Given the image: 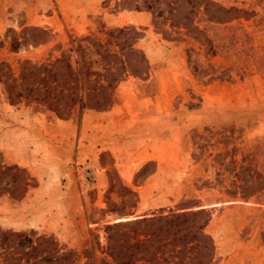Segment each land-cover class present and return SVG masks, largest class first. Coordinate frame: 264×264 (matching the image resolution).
<instances>
[{
    "label": "rangeland",
    "instance_id": "374dc122",
    "mask_svg": "<svg viewBox=\"0 0 264 264\" xmlns=\"http://www.w3.org/2000/svg\"><path fill=\"white\" fill-rule=\"evenodd\" d=\"M115 1L0 0V63L14 77L21 61L61 53L75 68L76 44L93 56L84 36L103 42L123 26L137 31L133 46L146 60L118 81L108 106L92 109L107 114L80 121L87 108L74 105L68 147L30 138V169L0 148V167L11 166L0 175V228L49 236L72 251L68 264H100L105 224L203 208L207 264H264V0H210L223 10L196 7L190 31L153 25L149 11ZM12 36L24 37L15 50ZM31 115L30 134L54 138V112L8 98L0 83V128Z\"/></svg>",
    "mask_w": 264,
    "mask_h": 264
},
{
    "label": "trees",
    "instance_id": "16d2710c",
    "mask_svg": "<svg viewBox=\"0 0 264 264\" xmlns=\"http://www.w3.org/2000/svg\"><path fill=\"white\" fill-rule=\"evenodd\" d=\"M120 1L128 0L115 2ZM131 1L133 9L142 7L150 12L153 25L188 31L194 28L190 14L196 7L206 11L213 5L222 9L210 0H138L139 4L135 3L137 0ZM27 29L43 32L35 27ZM104 33L103 42L82 38L93 46L91 57H84L81 46L76 44L74 51L79 60L75 61V68L64 53L45 64L23 60L16 77L0 63V83L7 97H27L45 105L60 119L67 118L74 105L94 110L108 106L118 81L125 75L136 76L145 68L146 60L133 46L137 31L132 26L112 28ZM23 41V36L9 37L10 49H17ZM10 168L1 166L0 175ZM119 189L135 197L129 188L119 185ZM207 219L206 211L198 208L105 224L102 253L108 259H101L100 264H207L212 258L211 239L203 232ZM72 255V251L61 248L49 236L33 237L30 232L0 228V264H68Z\"/></svg>",
    "mask_w": 264,
    "mask_h": 264
},
{
    "label": "crops",
    "instance_id": "0c3cea01",
    "mask_svg": "<svg viewBox=\"0 0 264 264\" xmlns=\"http://www.w3.org/2000/svg\"><path fill=\"white\" fill-rule=\"evenodd\" d=\"M108 112L109 110L102 111V112H96L92 109H84L83 111H81L79 118L81 121V120H85L93 113L107 114ZM17 118L18 117H16L12 125L10 124L11 126L9 125L4 128H0V148L8 156H13L12 160H10L9 162H13L16 165L21 166V167L28 166L29 169L31 168V166H29V162L31 160L33 151L29 145V144H32L30 138H38L39 144H44L43 142L45 140H51L53 142V144H51V148L52 147L54 148L68 147L69 142H68L67 136L69 134L70 127L72 126V118L69 117L65 119H60L55 116V119L58 122V126H57V132L54 138L49 137L48 135L47 136L43 135V133H40L37 137L36 135L30 134V131L35 129L34 128L35 125L33 122V119L35 118L34 116L33 117L32 115L31 117L28 116V119L26 120H24L25 117H23L22 120H19ZM0 124H3V123H0ZM39 127L42 128V125ZM12 133L16 134L17 137L11 136ZM35 168H38V167H35ZM99 172L100 171L98 170L95 171V174L98 178V182H94V184H96V189L98 193L102 191V189L104 188V181L102 180V177L99 175ZM128 178L129 177L127 174L124 175L123 177V179L125 180H128ZM38 180H39V189L40 188L42 189L45 184V181L42 178H39ZM53 183H56V181H53ZM141 186H138V188H141ZM29 212H32V211L30 210Z\"/></svg>",
    "mask_w": 264,
    "mask_h": 264
},
{
    "label": "built area",
    "instance_id": "2783aa9c",
    "mask_svg": "<svg viewBox=\"0 0 264 264\" xmlns=\"http://www.w3.org/2000/svg\"><path fill=\"white\" fill-rule=\"evenodd\" d=\"M85 173H86V176H89V181H90L91 183H93V182H92L93 179H92V177H91V173H90V172H85Z\"/></svg>",
    "mask_w": 264,
    "mask_h": 264
},
{
    "label": "bare ground",
    "instance_id": "6f19581e",
    "mask_svg": "<svg viewBox=\"0 0 264 264\" xmlns=\"http://www.w3.org/2000/svg\"><path fill=\"white\" fill-rule=\"evenodd\" d=\"M132 218V217H131ZM124 219H126V218H118V219H116L115 221H121V220H124Z\"/></svg>",
    "mask_w": 264,
    "mask_h": 264
}]
</instances>
